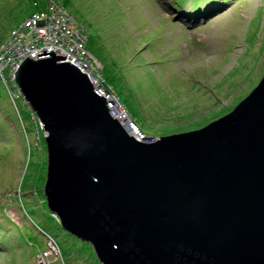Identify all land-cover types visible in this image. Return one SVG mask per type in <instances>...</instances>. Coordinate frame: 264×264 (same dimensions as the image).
Listing matches in <instances>:
<instances>
[{
    "label": "water",
    "instance_id": "obj_1",
    "mask_svg": "<svg viewBox=\"0 0 264 264\" xmlns=\"http://www.w3.org/2000/svg\"><path fill=\"white\" fill-rule=\"evenodd\" d=\"M36 55L13 79L44 134L61 229L101 264H264V72L222 116L146 142L92 72Z\"/></svg>",
    "mask_w": 264,
    "mask_h": 264
},
{
    "label": "rangeland",
    "instance_id": "obj_2",
    "mask_svg": "<svg viewBox=\"0 0 264 264\" xmlns=\"http://www.w3.org/2000/svg\"><path fill=\"white\" fill-rule=\"evenodd\" d=\"M47 1L0 0V41ZM54 1L83 27L85 46L97 60L91 59L96 79L146 135L212 120L264 72V0H229L197 22L173 9L171 0ZM9 92L0 76V222L6 215L19 234L0 264H37L38 252L48 248L38 227L54 235L65 256L74 249L87 255L83 264H99L88 243L60 229L44 198L33 199L43 196L44 134L21 97L12 102Z\"/></svg>",
    "mask_w": 264,
    "mask_h": 264
},
{
    "label": "built area",
    "instance_id": "obj_3",
    "mask_svg": "<svg viewBox=\"0 0 264 264\" xmlns=\"http://www.w3.org/2000/svg\"><path fill=\"white\" fill-rule=\"evenodd\" d=\"M53 17L54 15L48 17L42 13L34 12L24 18L20 26L21 28L12 34V39L8 43L0 45V76L4 81L7 80L11 84L10 91L13 94L15 93L14 96L21 95L17 84L12 79L15 68L25 55L29 54L30 57L35 55L36 57L35 50L50 49L51 51L52 49L57 55H65L67 61L70 60L72 63L78 65V67L90 70L94 69L93 63H91L92 56L89 55L83 46L84 35L78 34L72 25L68 26V24H64L67 22L66 16H62V20L58 18L56 21ZM40 23L41 25H39ZM24 29L28 30V34L32 33L31 39H26L24 36L20 37ZM101 93L103 92L101 91ZM136 138L141 139L143 135L138 132ZM45 255L46 252L39 256L41 259L37 264H51L46 258L47 255Z\"/></svg>",
    "mask_w": 264,
    "mask_h": 264
},
{
    "label": "trees",
    "instance_id": "obj_4",
    "mask_svg": "<svg viewBox=\"0 0 264 264\" xmlns=\"http://www.w3.org/2000/svg\"><path fill=\"white\" fill-rule=\"evenodd\" d=\"M48 1H53V2H51L52 4H49ZM48 1L46 3L45 8L37 10V11H34V12L35 13H42L43 15H47L48 17H51L52 15H54L53 18L55 19V21L58 18H61V20H62V16H66L67 17V22L64 23V24H66V25L68 24V26L72 25L73 28L77 30L78 34L81 33V34L84 35V43H83L84 45L83 46L85 47L86 51L88 52V50H87V48L85 46L86 35L84 33L83 27L80 24H77V22L72 17V15L69 14L68 10H65L61 6L60 3H58L57 1H54V0H48ZM171 1H172V5L171 4L170 5L173 7V9H175L181 15L188 16L189 18H191L195 22H197V20L206 18L207 15H210L213 12L218 11V9L222 8V6H224L229 0H171ZM201 2H204V3L200 4ZM51 5H53L54 7L51 6ZM184 8H185V10H184ZM31 14H33V13H31ZM31 14H29V15H31ZM20 26H21V23H20V25L18 26V28L16 30L10 31L6 36L4 35L3 36V40L0 41V45H2L3 43H8V41L10 39H12V34L15 31H18L19 28H21ZM22 36H24L26 39L27 38L31 39L32 38V33L30 32L28 34V30L24 29L23 32L20 34V37H22ZM99 73H100V69H99ZM5 85H6L7 91L9 92V90L11 89V84L8 82V85L6 83H5ZM102 86L104 87L103 83H102ZM14 94L12 92H9L10 99H11L12 102L16 99V97H19L17 95L14 96ZM30 111H31V113H34L32 110H30ZM35 116L36 115L34 113V115L32 117L33 118V122L36 123V125L38 126L39 123L37 122ZM208 120H211V119H208ZM208 120L206 122H208ZM198 123H200V122H197L196 124H198ZM11 124L12 123H10V125ZM187 125H190V124L189 123H187V124L184 123L182 125V127L187 126ZM13 127H14V125H13ZM172 128L173 129H178V128H174V127H172ZM162 131H166V130L162 129ZM158 132H157V134H158ZM35 146H37L36 143H35ZM38 148H39V146H38ZM23 191H24V193L25 192H30V190H28V189L27 190L21 189L20 193L23 192ZM37 192L38 191L34 190V192L31 191L30 194L32 195V194L35 193V195H36ZM43 198H44V196H42V195H41V197H38V196L33 197V199H35V200H39L40 199L41 201L44 200ZM53 218H55V217H53ZM1 220H2L1 222H4V224L0 222V254H4L5 257H8L12 253L11 251H12L13 245L15 243L16 238L19 236V234L17 233L16 229L12 228L11 223L14 222V221L10 220L8 217H6V215H4V217H2ZM20 223H21V221H20ZM38 230L42 233L43 236H45L46 242H48V243L50 242V244L53 246V248L56 249V252H57V255H58V258L56 259V261L58 263H60V264H83L84 261L87 260L86 259L87 255L85 253H81V252H79L77 250H74V249L69 250L70 253L66 254V256H65L64 255L65 253L63 254V252H60L59 243L56 241L54 235L49 234L48 231H45V229L43 230L40 227H38ZM61 230H63V229H61ZM63 231H66V230H63ZM12 237H14V243L11 241ZM78 240H80V239H78ZM81 241H83V240H81ZM48 247H49V245H48ZM47 249H44L43 251L38 252V254L36 256V259H37V257L39 255L45 254V250H47ZM73 252L75 254L74 255L75 259L73 257H70L71 253H73ZM36 259H35V262H36ZM95 259H96V257H95ZM99 264H101V263H99Z\"/></svg>",
    "mask_w": 264,
    "mask_h": 264
},
{
    "label": "clouds",
    "instance_id": "obj_5",
    "mask_svg": "<svg viewBox=\"0 0 264 264\" xmlns=\"http://www.w3.org/2000/svg\"><path fill=\"white\" fill-rule=\"evenodd\" d=\"M88 53H89V51H88ZM89 55L90 56H92L91 55V53H89ZM92 60H94V62H95V58L92 56ZM96 62H97V60H96ZM16 69V68H15ZM85 69V68H84ZM94 69H95V67H94ZM94 69H91L90 71H89V69H86V70H88L90 73L92 72L93 73V76L95 75L94 73L96 72V70H94ZM14 73H15V71H14ZM14 73H13V78H14ZM96 76V75H95ZM94 76V77H95ZM12 78V79H13ZM98 79V81H99V83H100V85H99V87H98V90H99V92H100V94H102V95H104L105 96V98H110L112 95L109 93V91L106 89V88H104L103 86H102V83H101V81L99 80V77L97 78ZM101 79H102V77H101ZM1 81L2 82H4V84L6 83L7 84V82L6 81H4L2 78H1ZM13 81H14V79H13ZM15 82V84H17V82L16 81H14ZM8 85V84H7ZM17 86H18V84H17ZM19 88V87H18ZM19 91H20V89H19ZM101 91L103 92V93H101ZM20 97H21V99L23 100V102H25L24 101V98H23V95H22V93H21V95H20ZM26 103V102H25ZM26 105H27V107L31 110V108L29 107V105H28V103H26ZM229 110V109H228ZM227 110V111H228ZM225 112H223V114H224ZM36 115V114H35ZM222 116V115H221ZM218 117H220V116H218ZM214 118H217V117H213L212 119H214ZM36 119H37V117H36ZM127 123H128V126H129V129L131 130V132H132V134H133V136L136 138V135L138 134V132H140L142 135H143V138H141V139H139V138H136V139H138V140H141V141H146V142H148V141H151V140H154V139H156V138H158V137H156V138H153V137H150V136H148V135H146V133H144L142 130H140V128L131 120V119H129V120H125ZM210 121H212V120H210ZM209 121V122H210ZM37 122H38V120H37ZM208 123V122H207ZM51 213V212H50ZM51 215H52V213H51ZM53 216V215H52ZM53 217H55V216H53ZM55 219H56V217H55ZM58 221V220H57ZM74 236V235H73ZM79 239V238H78ZM85 242V241H84ZM90 244V243H89ZM48 245H49V247H48V252H49V255H47L46 256V258H47V260H49V262H50V259H52V254L55 256V255H57V252H56V249H54L53 248V246L50 244V242L48 243ZM91 246V245H90ZM91 249H92V247H91ZM47 250H45V252L47 251ZM95 254V253H94ZM42 255V254H41ZM40 256V255H39ZM38 256V257H39ZM38 257H37V259H38ZM36 259V260H37ZM51 263V262H50ZM51 264H60V263H51Z\"/></svg>",
    "mask_w": 264,
    "mask_h": 264
},
{
    "label": "flooded vegetation",
    "instance_id": "obj_6",
    "mask_svg": "<svg viewBox=\"0 0 264 264\" xmlns=\"http://www.w3.org/2000/svg\"><path fill=\"white\" fill-rule=\"evenodd\" d=\"M227 111V110H226ZM226 111H223V112H226ZM223 112H222V114H223ZM222 114H220L219 116H221ZM218 117V116H217ZM181 121H188V119H186V118H181ZM184 123V122H183ZM187 123H189V122H185V124H187ZM206 122H204V123H201V124H199L197 127L196 126H192V127H180V128H178V129H173L172 127H170L171 125H166V126H164L162 129H164V130H166V131H160V132H158V134H152V133H148L147 135L148 136H150V137H153V138H156V137H158L159 138V136H168L169 134H173V133H180V132H186V131H191L192 129H198V128H200L202 125H204ZM170 127V128H169ZM172 129V130H171Z\"/></svg>",
    "mask_w": 264,
    "mask_h": 264
},
{
    "label": "bare ground",
    "instance_id": "obj_7",
    "mask_svg": "<svg viewBox=\"0 0 264 264\" xmlns=\"http://www.w3.org/2000/svg\"><path fill=\"white\" fill-rule=\"evenodd\" d=\"M25 57L34 59L36 58L35 55L33 57H30V55H25ZM25 57L23 58V60L25 59ZM22 62V61H21ZM19 62L18 65L21 63ZM112 99V106L111 109L113 110V113L116 115V117L121 120V122L124 124L125 123V118H126V113H124L123 109H121L119 106V104L117 103V100L115 98H113L112 96L110 97ZM67 231V230H66ZM69 232V231H68Z\"/></svg>",
    "mask_w": 264,
    "mask_h": 264
}]
</instances>
